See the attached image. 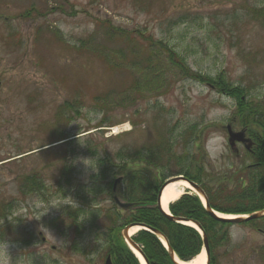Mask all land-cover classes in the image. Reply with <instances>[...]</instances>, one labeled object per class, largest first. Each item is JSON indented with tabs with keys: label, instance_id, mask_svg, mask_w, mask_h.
I'll list each match as a JSON object with an SVG mask.
<instances>
[{
	"label": "rangeland",
	"instance_id": "rangeland-1",
	"mask_svg": "<svg viewBox=\"0 0 264 264\" xmlns=\"http://www.w3.org/2000/svg\"><path fill=\"white\" fill-rule=\"evenodd\" d=\"M100 22L130 38L108 39ZM149 37L179 52L190 72L222 74L245 91L242 98L264 101V0H0V206L11 205L5 220L13 226L0 239L12 264H103L99 232L110 225L111 197L88 194L102 211L93 231L81 236L56 216L77 187L102 184L106 156L154 145L162 136L178 155L190 140L188 149L205 155L210 171L245 158L242 145L232 153L223 127L235 100L206 84L169 72L170 86L160 94L117 107L122 97L138 95L130 85L140 79ZM103 95L95 105L93 98ZM89 128L73 141L52 143L57 133L71 137ZM64 167L69 185L58 183ZM32 175L44 187L21 193L23 178ZM120 187L122 176L113 181L114 196ZM228 233L234 247L218 251L217 264H261L252 254L264 242L260 233L243 224Z\"/></svg>",
	"mask_w": 264,
	"mask_h": 264
},
{
	"label": "trees",
	"instance_id": "trees-1",
	"mask_svg": "<svg viewBox=\"0 0 264 264\" xmlns=\"http://www.w3.org/2000/svg\"><path fill=\"white\" fill-rule=\"evenodd\" d=\"M98 26L104 31V35L108 36V39L116 36L124 37L125 35L128 37L129 35V33L114 28L105 22H100ZM138 31L135 33L144 41V34ZM149 38V43L145 44V48L148 50L139 66L138 75L140 79H133L130 85V89L138 93L133 98L138 97L140 99L146 95L160 94L161 88L170 86L169 72L172 76H178L181 79L206 84L217 93L235 100V111L232 118L236 119V125L246 129L247 136L254 142V146L250 152L244 151L245 158L242 156L236 166L233 167L230 164L225 170L220 169L218 171H210L207 168L205 155H198V151L188 149L190 146L188 139L183 140V151L179 155L175 153L174 142L160 136V140L154 145L130 151L121 150L123 152L117 154L116 158L106 156V159L100 164L103 169L98 173L102 184L92 182L89 188L77 187L72 193V201L59 207L61 215L58 213L56 217L67 218L68 221L65 220L67 228H73L76 235L81 236L88 229L93 231L95 219L101 213L102 208L99 202L94 204L88 194L95 193L96 195L97 192L99 195L103 192L113 200V181L116 177L122 176V187L118 189L119 192L116 193V197L122 202L133 203L135 206L119 210L114 205L112 209H106L105 216L110 225L99 232L101 236L99 239L103 245L101 259L103 260L109 255L112 264H138L136 258L119 236L120 229L128 224H142L160 232L180 260H189L198 253L201 246L198 234L191 228L169 220L157 206V191L160 184L168 177L182 175L188 181L196 183L203 190L210 209L218 213L243 215L264 211V101H248L242 98L245 91L238 86H233L222 74L210 78L190 72L184 67L181 58L178 59L181 54L173 47L169 44L170 47L162 44L161 40L154 41L151 37ZM122 52V50L119 51L121 55ZM105 98H107L106 95L97 96L93 98V102L95 105H100ZM119 101L121 104H118L117 107H121L122 103L126 101L131 105L136 99L129 100L127 97H122ZM75 103L78 101L75 100ZM113 105L116 106V102ZM126 106L128 105L126 104ZM75 112L78 114L77 110ZM100 123L102 124V121L93 128H100ZM91 129L78 132L71 137L65 136L62 132L57 133V139L52 143L64 140L67 141L62 143L73 141L79 138L78 135ZM72 137L74 138L68 140ZM193 146L196 147V143ZM68 167L70 168V166ZM60 177L62 179L58 181L59 184L69 185L72 180L67 175L66 167L61 171ZM108 178L111 180L103 183ZM22 183L21 193L31 194V191L38 192L40 188L44 187L34 175L24 177ZM10 208V204L0 206V223L4 221L3 224H0L1 238L4 235V227L8 226L11 230L13 229L11 222L5 220L6 213ZM169 212L173 217L197 222L210 246L213 243L226 240L227 232H223L220 237L218 236L223 227L232 225L228 221L213 218L203 208L200 200L192 195H182L177 201L169 205ZM259 221L255 220L257 223ZM29 240L24 242L28 243ZM132 240L141 247L148 264H173L156 236L150 232L140 230L132 237ZM71 247L76 248L74 245ZM92 249L95 250L94 247Z\"/></svg>",
	"mask_w": 264,
	"mask_h": 264
},
{
	"label": "water",
	"instance_id": "water-1",
	"mask_svg": "<svg viewBox=\"0 0 264 264\" xmlns=\"http://www.w3.org/2000/svg\"><path fill=\"white\" fill-rule=\"evenodd\" d=\"M226 129H227V143L228 145L230 146L231 150L233 152H237L236 150V143H241L244 145V147L246 149H249L250 146H251V142L246 139L244 137V131H239V132H234L231 130L230 128V125H227L226 126ZM183 181V182H186L192 189H194L198 194L199 196L203 199V202H204V206L205 208L207 209V211L213 216V217H216V218H220L219 216H217L216 213H214L213 211L210 210L208 204H207V201H206V198L202 192V190L194 183H191L187 180H185L182 176H176V177H172V178H169L168 180H166L160 187V189L158 190V194H157V204L159 205L160 207V202H161V195H162V192L163 190L166 188L167 185H169L170 183H173V182H176V181ZM123 207H128L129 204H124V205H121ZM165 215H167V217L172 220V221H175L176 223H181V222H188L187 220L185 219H181V218H173L171 217L169 214H166L164 211H162ZM261 217H264V212H255L253 214H250L246 217H238V218H235V219H231L232 222L234 223H240V222H245L247 220H251V219H257V218H261ZM227 220V219H226ZM192 224H194L196 226L197 229H199V226L197 223H194V222H191ZM133 226H140V227H143V225H138V224H133V225H130L128 227H126L125 229L122 230L121 232V236L122 238L125 240V242L129 245L130 248L134 249L137 253H139V255L142 257V259L144 260V257L140 251V249L138 248L137 245H135L134 243H132L130 241V238H129V234H128V230L129 228L133 227ZM200 230V229H199ZM154 234H156L157 236H159L164 242L166 241L159 232L157 231H152ZM204 238V237H203ZM207 245H206V239H204V248H205V252H206V256L208 255L207 254ZM168 251L170 252L169 248H167ZM171 257L173 258V255L171 254ZM174 259V258H173ZM145 264L146 261L144 260ZM176 262V261H175ZM177 263V262H176ZM105 264H110V258L109 256L106 257V260H105ZM178 264V263H177Z\"/></svg>",
	"mask_w": 264,
	"mask_h": 264
},
{
	"label": "flooded vegetation",
	"instance_id": "flooded-vegetation-1",
	"mask_svg": "<svg viewBox=\"0 0 264 264\" xmlns=\"http://www.w3.org/2000/svg\"><path fill=\"white\" fill-rule=\"evenodd\" d=\"M231 124H232V128L233 129H236L237 127H238V129H240V127L238 125H236V119L235 120L233 119L231 121ZM251 142H253V141H251ZM259 220L260 221L258 223L255 222V220H250L248 222H245L243 225H244V227H246V228H248L250 230L257 231L258 233L261 234V236L264 237V222H263L264 220H263V218L262 219H259ZM256 225H259V226H256ZM232 226L233 225H231L229 227H223L221 229V233L219 234L218 237H220L223 232H227V234H226L227 239L226 240L219 241L216 244L213 243L212 246H210V244L207 241V246H208V252H207L208 253V262L206 264H217L218 251H222L223 254L225 255L226 254V251L229 250L230 247H232V249H233V247H234V246H232L233 245V243H232L233 241L231 242L230 235L228 233V229L230 227H232ZM223 246H225V248H223ZM221 248H222V250H220ZM252 254H253L254 257H256L258 259V262L259 263L264 264V242H261V245H258L257 247H255L254 250L252 251ZM219 256H220V254H219ZM169 260H171V259H169ZM171 262H172V260H171Z\"/></svg>",
	"mask_w": 264,
	"mask_h": 264
},
{
	"label": "bare ground",
	"instance_id": "bare-ground-1",
	"mask_svg": "<svg viewBox=\"0 0 264 264\" xmlns=\"http://www.w3.org/2000/svg\"><path fill=\"white\" fill-rule=\"evenodd\" d=\"M188 190H191L190 192L194 191L189 185L183 181H176L174 183H171L166 186V188L163 190L161 195V208L165 212H167V207L171 202H174L177 200L183 193L187 192ZM223 218H232L234 216H224L220 215ZM185 225L189 227H193V224L186 223ZM139 230L138 227H133L129 230V235L133 236L137 231ZM136 255L139 258L140 264H144L142 258L139 256L138 253ZM206 258L204 251H201L196 257H194L190 262L187 264H205Z\"/></svg>",
	"mask_w": 264,
	"mask_h": 264
},
{
	"label": "clouds",
	"instance_id": "clouds-1",
	"mask_svg": "<svg viewBox=\"0 0 264 264\" xmlns=\"http://www.w3.org/2000/svg\"><path fill=\"white\" fill-rule=\"evenodd\" d=\"M8 243L0 239V264H12L8 254Z\"/></svg>",
	"mask_w": 264,
	"mask_h": 264
}]
</instances>
